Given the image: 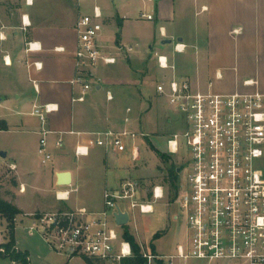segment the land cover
<instances>
[{"label":"crops","instance_id":"1","mask_svg":"<svg viewBox=\"0 0 264 264\" xmlns=\"http://www.w3.org/2000/svg\"><path fill=\"white\" fill-rule=\"evenodd\" d=\"M94 6L103 11L101 44L105 52L111 55L118 52L127 57L125 63L132 68L134 78L132 82L107 80L80 103L75 98L80 96L81 87L72 84L79 74L76 26ZM143 14L153 19L148 20ZM24 17L30 22L26 28ZM178 42L187 46L184 53H175ZM29 43H37L41 49L27 51ZM130 47L132 52L127 51ZM157 55L167 56L175 66L176 70L170 71L169 76L188 79L202 92L264 95V0H33V5H28L26 0H0V120L8 125V130L0 131V135L9 136L7 143L3 146L0 143V178L2 167L6 166L25 189L18 192L14 203L20 211L35 212L45 206L43 199L52 200L57 191L71 190L58 186L57 175L62 172L72 174L71 187L76 192L71 194L69 204L73 209L84 207L96 213L105 209V192L117 190L124 179L132 177V169L113 165L110 155L130 157V152L107 153L96 145L95 134L123 130L120 128L128 116V108L122 118V105L127 104L133 107L132 113H138L133 89L140 82L133 68L148 62L149 66L159 69L161 81L165 73L158 66ZM35 63L41 64V69H36ZM97 70L93 76L100 78ZM245 81L256 84L246 86ZM107 91L114 93V101L107 100ZM48 104L57 105L58 110L43 125L32 111L35 105ZM42 128L51 132L47 136V149L52 161L46 164L42 157V162L37 157ZM79 145L89 147V156L76 158L75 149ZM56 154L65 161L55 162ZM80 160H87L85 165L93 172L90 180H85L82 169L76 167ZM102 163L106 167L103 180L99 171ZM12 166L16 169L12 170ZM83 185L88 187L83 192L90 201L87 205L79 197L73 199L82 193ZM160 185L165 188V199L170 201L169 188ZM21 196H32L36 202L30 209H21L18 206L23 204ZM20 216L24 218L23 223L25 219L30 223L26 227L29 237L35 236L37 233L29 230L33 219ZM18 231H15L16 249L24 253L19 246ZM4 240L1 245L7 242ZM28 250L26 253L30 256ZM81 258L68 259L66 264ZM29 261L33 264L30 257ZM0 264L16 263L0 254Z\"/></svg>","mask_w":264,"mask_h":264},{"label":"built area","instance_id":"2","mask_svg":"<svg viewBox=\"0 0 264 264\" xmlns=\"http://www.w3.org/2000/svg\"><path fill=\"white\" fill-rule=\"evenodd\" d=\"M26 3L33 5V0ZM103 17L102 9L94 6L76 26L79 74L72 84L81 87V94L75 102H85L95 87L104 84L103 79L93 76L95 70L118 63L101 44ZM142 17L153 19L151 15ZM23 24L24 28L30 24L26 17ZM161 34L165 35L164 29ZM186 48L178 42L174 51L180 54ZM36 49H41L37 43L28 44L27 51ZM127 51L132 52L133 48ZM157 60L165 74L155 84V94L180 115L184 125L181 132L169 136L166 155L177 156L184 147V165L177 170L178 175L184 174V181L174 201L179 208L174 219L184 222L185 239L177 246L176 253L168 255L140 246L142 257L146 264H186L189 260L208 264H264V172L260 168L264 159V95L202 92L188 79L168 75L176 68L167 56L157 55ZM34 67L41 69L42 65L35 63ZM244 84L256 83L245 81ZM107 100H115L111 91H107ZM57 110V105H35L32 115L45 125L49 115ZM131 113L132 109L128 108L126 124L132 120ZM50 133L46 128L40 131L38 153L44 164L52 161L47 149ZM95 136L98 147L107 153L130 152L135 163L141 159L137 141L149 137L128 128ZM62 145L60 140L58 146ZM89 153L88 146L79 145L75 149L76 158L87 157ZM74 192L58 191L56 197L59 201H68ZM165 197L164 186L156 184L149 190L144 181L129 177L117 190L105 192L103 211L96 213L79 208L75 212L47 214L34 218L29 230L41 235L55 253L68 259L87 257L107 264H122L134 257V251L132 244L111 226V221L118 226L114 217L117 208L129 214V225L132 213L138 210L141 214H153L154 204ZM0 253H5L1 244Z\"/></svg>","mask_w":264,"mask_h":264},{"label":"rangeland","instance_id":"3","mask_svg":"<svg viewBox=\"0 0 264 264\" xmlns=\"http://www.w3.org/2000/svg\"><path fill=\"white\" fill-rule=\"evenodd\" d=\"M82 9V13H83ZM151 44H153L151 42ZM158 46L155 47L157 49ZM112 55L118 59L117 65L112 66H100L97 70V74L104 83L108 81L117 82L119 80H131L134 78L133 70L129 65H126L125 58L123 54L115 52ZM135 77L140 82V85L136 83L137 86L134 87L133 91L136 95L134 97L137 101L138 113H132V122L127 125L123 121V126L120 129L128 128L130 130L143 132L148 134L149 137L138 140L137 145L140 148L141 159L138 162H133L128 155L124 157H114L110 155L113 165H120L124 167H130V175L135 178L142 180L146 183L149 190L153 188L156 184H163L169 188L170 201L167 199L157 202L155 205L156 212L153 214H141L138 210L132 213L131 223L126 227L129 233L134 236L138 243H140L147 251H153V246H155L159 254H174L176 253V248L178 245L182 244L185 239V224L183 221L175 222V215L178 214V205L174 203L177 197L178 189L180 184L184 181V174L178 175L177 170L179 167L184 165L185 161V151L184 147L181 149V153L177 156H168L167 153V140L170 135L174 133L181 132L184 129L183 122L180 115L174 112V110L167 104L164 99L158 98L155 94V84L162 77L161 72L156 66H149L148 62L141 64V67L133 68ZM114 94V93H113ZM105 106V105H102ZM118 106V105H116ZM121 117L125 118L126 109L133 108L129 105H122L121 107ZM134 111V109H133ZM8 135H0V143H7ZM39 161L42 162L40 155H37ZM163 157V158H162ZM164 158L168 161H164ZM55 162L65 161L60 155H54ZM71 161V160H67ZM78 162L76 167H80L83 171L85 180H90L89 176L93 174L90 167L86 166L87 160ZM93 163L89 160V164ZM47 167V165H44ZM100 168L101 179H104L106 167L102 163ZM260 168L264 172V159L260 162ZM44 169V168H43ZM3 174L0 178V198L4 201L9 202L14 205L18 200V192L20 193V186L17 182L15 174L8 169L6 166L2 167ZM173 173L177 177V191H174L169 183V175ZM76 186V184H75ZM72 187H67V189ZM87 185H83L81 192L73 196V199L79 197L83 199L84 204H89L90 201L87 200L83 195V192L87 189ZM62 191V190H60ZM58 192V191H57ZM52 200L43 199L42 202L45 204L42 209H38L35 212L27 213L21 211V214L25 218H41L47 214L54 213H68L75 212L79 208H72L69 201H59L56 197ZM83 195V196H82ZM56 199V200H55ZM21 209H30V206L36 201L32 196H21ZM15 206V205H14ZM17 207V206H15ZM84 208V207H83ZM91 212L89 209H87ZM20 214V215H21ZM18 216V223H16L19 229L18 233L20 236V249L26 253L29 249L30 258L33 264H66L68 258L64 255L55 253L51 247L45 242V240L39 236V234L29 237L26 227L30 223L25 219L24 223L23 217ZM170 218L172 222L170 223ZM173 219L175 221H173ZM111 226L114 227L118 234L124 237L126 229L124 227L115 226L114 221H111ZM164 232V233H163ZM162 235L160 238H156V235ZM6 232H5V222L0 217V244L5 242ZM156 252V253H157ZM2 256V255H1ZM95 264H107L105 262L93 259ZM11 263V262H10ZM71 264H86L83 258L76 259ZM179 264H185L184 262H179ZM186 264H208L204 261L189 260ZM223 264V263H219Z\"/></svg>","mask_w":264,"mask_h":264},{"label":"trees","instance_id":"4","mask_svg":"<svg viewBox=\"0 0 264 264\" xmlns=\"http://www.w3.org/2000/svg\"><path fill=\"white\" fill-rule=\"evenodd\" d=\"M8 125L5 121L0 120V131H7ZM163 158V157H162ZM164 161H168L164 158ZM177 177L173 175L171 172L169 175V183L174 191H177ZM21 214V211L15 207L14 205L10 204L7 201H4L0 198V216L6 221V240L7 242L1 247L5 249V253H0L4 257L14 261L16 264H30L29 255L28 253H23L16 249V238H15V231H16V220L17 217ZM125 226L126 232L124 233V238L128 240L133 247L134 257L125 259L122 264H146V260L141 255V247L137 243L134 236H132L128 229ZM160 235H156V238H159ZM153 251L156 252L155 246H153ZM87 264H95L93 259L84 258Z\"/></svg>","mask_w":264,"mask_h":264},{"label":"water","instance_id":"5","mask_svg":"<svg viewBox=\"0 0 264 264\" xmlns=\"http://www.w3.org/2000/svg\"><path fill=\"white\" fill-rule=\"evenodd\" d=\"M171 42V41H168ZM2 157H6V153L1 154ZM57 184L59 187H69L73 184L72 174L70 172H62L57 175ZM117 212L114 214L115 222L120 227H125L129 223V214L127 212H122L118 207Z\"/></svg>","mask_w":264,"mask_h":264},{"label":"bare ground","instance_id":"6","mask_svg":"<svg viewBox=\"0 0 264 264\" xmlns=\"http://www.w3.org/2000/svg\"><path fill=\"white\" fill-rule=\"evenodd\" d=\"M63 195H61V197H62Z\"/></svg>","mask_w":264,"mask_h":264}]
</instances>
